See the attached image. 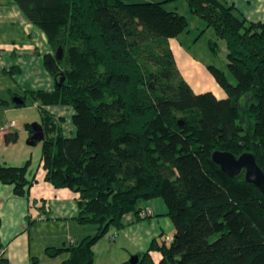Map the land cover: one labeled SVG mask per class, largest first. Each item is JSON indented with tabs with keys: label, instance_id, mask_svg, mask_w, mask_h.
Returning a JSON list of instances; mask_svg holds the SVG:
<instances>
[{
	"label": "trees",
	"instance_id": "obj_1",
	"mask_svg": "<svg viewBox=\"0 0 264 264\" xmlns=\"http://www.w3.org/2000/svg\"><path fill=\"white\" fill-rule=\"evenodd\" d=\"M12 1L52 49L43 62L54 89L19 96L74 110L66 136L62 118L41 108L45 179L75 192L78 222L96 227L47 255L67 251L63 264H94L92 247L110 227L161 198L173 235L152 239L136 264H264V194L211 158L217 149L249 151L264 171V20L249 21L223 0H187L226 43L235 83L208 65L226 93L217 97L194 91L177 67L169 40L188 21L164 7L169 0ZM17 139L16 131L3 134L6 145ZM29 167L0 161V181L24 195L34 180Z\"/></svg>",
	"mask_w": 264,
	"mask_h": 264
},
{
	"label": "crops",
	"instance_id": "obj_2",
	"mask_svg": "<svg viewBox=\"0 0 264 264\" xmlns=\"http://www.w3.org/2000/svg\"><path fill=\"white\" fill-rule=\"evenodd\" d=\"M223 2L233 5L249 21L264 20V0ZM185 36L181 35V40L179 35L171 38L169 44L177 67L193 88L187 74L189 63L196 61L194 55L184 46ZM48 52L52 53V49L45 33L36 28L12 0H0V78L8 76L12 80L13 88L9 91L13 97L14 94L22 95L27 89H54V80L43 62V55ZM224 92H221V97L226 96ZM0 100L7 103L6 100ZM34 102L52 114L55 120L62 118V132L66 136L73 135L75 126L71 116L74 110L71 106L43 105L38 100ZM69 119V128L66 131L64 125ZM11 131L0 130V141H3L4 133ZM10 145L5 144L7 147ZM28 172L34 180L24 195L15 194L12 184L0 181V247L4 248L5 263L63 264L69 256L67 251L52 257L47 255L46 248L68 247L88 235H93L96 227L78 222V195L75 192L69 188L55 187L45 179L42 168L35 172L30 164ZM155 201L144 203V206H150L153 210L152 216L140 218L128 213L123 216L121 227H113L109 239L119 246L118 257L113 254V246L108 248L105 241L100 245V240H105L104 236L93 245L94 264H122L127 261L128 256L146 250L152 239L160 237L168 241L172 237L173 223L166 215V207L163 202ZM100 252L104 258L98 256ZM153 255L156 258L159 256L157 252H153Z\"/></svg>",
	"mask_w": 264,
	"mask_h": 264
},
{
	"label": "rangeland",
	"instance_id": "obj_3",
	"mask_svg": "<svg viewBox=\"0 0 264 264\" xmlns=\"http://www.w3.org/2000/svg\"><path fill=\"white\" fill-rule=\"evenodd\" d=\"M125 2H141L145 0H124ZM164 7L168 10H174L177 13L186 17L188 21L187 30L179 35L185 36L184 46L190 50L195 57V63H189L187 78L193 86V90L197 92L212 91L217 97H221V92L224 90L216 82L214 76L208 69V65H213L225 71L228 80L235 83V79L227 69V48L224 39L220 38L212 27L206 28L204 20L196 13H193L187 0H169L164 3ZM216 42L215 51L212 46ZM12 81V80H11ZM11 81L8 76L0 78V130L9 129L18 133V139L10 146H5L3 141H0V161L10 165H23L26 160H30L31 167L36 172L41 169V149L42 141L36 145L27 143L30 129L26 128V124L41 123L44 111L31 98H27L25 103L19 106L12 104L13 95L10 93ZM225 93V92H224ZM21 95V94H18ZM226 95V93H225ZM8 104V105H6ZM67 115V114H66ZM68 118L70 115L68 114ZM14 125L11 126V122ZM70 123H66L65 130L67 131ZM10 147V148H9ZM161 201V198H154L152 203ZM113 227H110L104 235L105 240H100V245L107 243L108 248L113 246V254L118 257L120 251L115 241L109 239ZM98 256L104 258L100 252ZM131 256L127 257V261Z\"/></svg>",
	"mask_w": 264,
	"mask_h": 264
},
{
	"label": "water",
	"instance_id": "obj_4",
	"mask_svg": "<svg viewBox=\"0 0 264 264\" xmlns=\"http://www.w3.org/2000/svg\"><path fill=\"white\" fill-rule=\"evenodd\" d=\"M58 58L62 55L61 47L57 50ZM64 80L62 76L60 82ZM59 82V84H60ZM13 103L22 105L25 103V98L15 95ZM181 123V121H180ZM30 135L27 143L29 145H36L44 138L43 128L40 123L31 125ZM211 158L216 162L221 170L231 177H235L243 173L245 181L255 185L261 193L264 194V171L256 162L255 155L252 152L244 151L239 155L227 150H214L211 153ZM139 261V255L133 254L130 259L122 264H136Z\"/></svg>",
	"mask_w": 264,
	"mask_h": 264
},
{
	"label": "built area",
	"instance_id": "obj_5",
	"mask_svg": "<svg viewBox=\"0 0 264 264\" xmlns=\"http://www.w3.org/2000/svg\"><path fill=\"white\" fill-rule=\"evenodd\" d=\"M13 125H14V122L12 121L11 126ZM152 215H153V210L148 206L142 208L139 212V216L141 218H147ZM113 239H115V236L113 237ZM3 256H4V248H0V264H6L5 261H3Z\"/></svg>",
	"mask_w": 264,
	"mask_h": 264
}]
</instances>
